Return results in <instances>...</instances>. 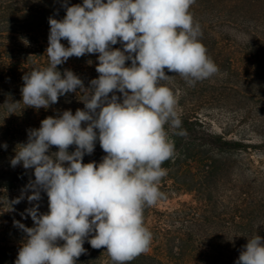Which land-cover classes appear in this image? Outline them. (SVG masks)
<instances>
[{
	"label": "clouds",
	"instance_id": "clouds-1",
	"mask_svg": "<svg viewBox=\"0 0 264 264\" xmlns=\"http://www.w3.org/2000/svg\"><path fill=\"white\" fill-rule=\"evenodd\" d=\"M194 3L83 0L68 6L64 0L63 19L49 17V65L23 75L21 102L48 109L79 89L84 109L46 117L15 149L11 166L33 169L35 179L20 197L7 200L11 210L31 193L25 212L34 226L14 221L26 234L14 264H76L86 240L93 249L106 248L113 264H129L148 250L152 233L144 210L164 198L162 164L175 155L165 126L185 134L174 92L161 83L173 77L165 69L191 86L219 72L199 39L200 25L189 11ZM86 54H98L99 75L88 87L72 70L57 67ZM18 103H10L9 112ZM97 142L106 155L83 163ZM53 146L58 151L50 152ZM41 192L48 197L46 213L39 212ZM235 264H264V238L247 237Z\"/></svg>",
	"mask_w": 264,
	"mask_h": 264
},
{
	"label": "trees",
	"instance_id": "trees-1",
	"mask_svg": "<svg viewBox=\"0 0 264 264\" xmlns=\"http://www.w3.org/2000/svg\"><path fill=\"white\" fill-rule=\"evenodd\" d=\"M63 3L64 0H0V189L4 191L0 192V264H14L26 238L14 221L34 226L25 212L32 207L27 199L12 204L11 210L7 202L20 197L18 190L35 179L33 169L26 170L22 164L11 166L17 145L26 143L28 130L38 129L46 117L58 116L64 110L70 109L74 114L76 109H84L79 89L59 97L58 103L48 109L37 110L21 102L23 75L49 65L45 53L48 20L63 19ZM82 3L83 0H67L68 6ZM189 11L200 25V41L219 68L213 75L217 82L237 92L245 86L263 87L264 0H195ZM61 43L68 46L66 40ZM97 57L98 54L71 57L57 67L61 73L72 70L88 87L99 75ZM126 66H130V61H126ZM165 73L173 77L161 83L174 94L181 92L179 97L184 98L186 90L179 82L180 76L167 69ZM210 80L211 77L204 81ZM244 96L255 98L251 92ZM258 100L264 101V94ZM12 102L20 103L9 112ZM176 111L185 134L175 135L170 126H165L175 155L162 164L167 174L159 184L165 194L161 200L173 194H188L193 201L170 211L146 207L144 223L152 233V241L148 250L129 264H235L247 237L258 234L264 238V164L259 162L256 166L250 158L243 164L234 157L241 153L250 155V151L264 147V142L251 144L228 138L226 132H216L183 99L177 101ZM74 150V145L69 147L70 152ZM55 151L58 149L53 146L50 152ZM104 155L97 142L93 154H86L83 163H99ZM42 193L44 202H38L39 212L46 213L48 197ZM83 247L87 251L76 264H113L106 248L93 249L87 240Z\"/></svg>",
	"mask_w": 264,
	"mask_h": 264
},
{
	"label": "rangeland",
	"instance_id": "rangeland-1",
	"mask_svg": "<svg viewBox=\"0 0 264 264\" xmlns=\"http://www.w3.org/2000/svg\"><path fill=\"white\" fill-rule=\"evenodd\" d=\"M179 82L183 84L186 90L184 98H180L181 92H175L176 100L183 99L185 103L192 108L208 122L216 132H226L228 138L243 139L247 143L261 144L264 142V101L258 100L264 94L263 87L245 86L239 88V92L231 91L217 82L216 77H211L209 82L199 81L196 86H191L180 76ZM264 80V75H261ZM246 90V91H245ZM245 92H251L255 98L245 97ZM234 158L243 161V164L250 158L257 166L259 162L264 164V147L246 153L237 154ZM165 177V176H164ZM163 177V178H164ZM25 187L18 190L17 194L21 196ZM0 192H4L0 189ZM30 191L25 193V199ZM43 200V193L41 192ZM193 201L191 195L173 194L170 198L158 201L153 207L159 211H170L178 208L182 203Z\"/></svg>",
	"mask_w": 264,
	"mask_h": 264
}]
</instances>
